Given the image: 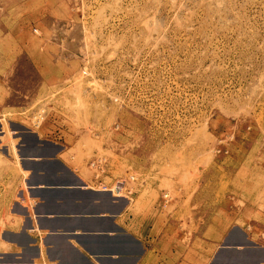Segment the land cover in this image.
<instances>
[{"label":"rangeland","instance_id":"rangeland-1","mask_svg":"<svg viewBox=\"0 0 264 264\" xmlns=\"http://www.w3.org/2000/svg\"><path fill=\"white\" fill-rule=\"evenodd\" d=\"M0 120L16 190L31 171L10 124L63 125L87 188L190 226L196 248L234 225L264 245V0H0ZM12 218L2 206L0 263H28Z\"/></svg>","mask_w":264,"mask_h":264},{"label":"crops","instance_id":"crops-1","mask_svg":"<svg viewBox=\"0 0 264 264\" xmlns=\"http://www.w3.org/2000/svg\"><path fill=\"white\" fill-rule=\"evenodd\" d=\"M50 120L56 122V114ZM10 125L15 132L13 141L27 154L29 166L24 169L31 171L27 179L30 188L29 194L19 185L15 189L16 180L10 176L20 179L22 174L7 165L14 160L3 141L9 135L0 120V144L8 155L6 163L0 154V209L8 207L13 216L15 226L10 232L27 238L24 249L30 261L42 260V242L45 259L51 264H264V245L242 226L226 231L217 228L209 235L200 230L201 243L196 248L192 240L183 241L190 226L153 224L154 215L130 207L131 196L87 188L75 166L63 160L67 151L63 125L54 131L56 139L41 137L27 126ZM14 194L20 196L18 200ZM26 200L34 204L26 205ZM193 248L199 252L194 253Z\"/></svg>","mask_w":264,"mask_h":264},{"label":"built area","instance_id":"built-area-1","mask_svg":"<svg viewBox=\"0 0 264 264\" xmlns=\"http://www.w3.org/2000/svg\"><path fill=\"white\" fill-rule=\"evenodd\" d=\"M101 163L102 162L100 161V159H98L97 157L96 158L94 157V159H92V161L90 160L89 166L91 168L95 169L96 171L100 172V169H102V168H100L101 167ZM132 178L133 177L130 176V179H132ZM125 182H126L125 180L117 181L114 186H117L118 183H121V185H124ZM103 188H105L104 185H103ZM109 192H112L113 193V190H110ZM164 197H167V195H164Z\"/></svg>","mask_w":264,"mask_h":264},{"label":"water","instance_id":"water-1","mask_svg":"<svg viewBox=\"0 0 264 264\" xmlns=\"http://www.w3.org/2000/svg\"><path fill=\"white\" fill-rule=\"evenodd\" d=\"M0 264H5V263H0ZM18 264H34L33 261H29L28 263H18Z\"/></svg>","mask_w":264,"mask_h":264}]
</instances>
